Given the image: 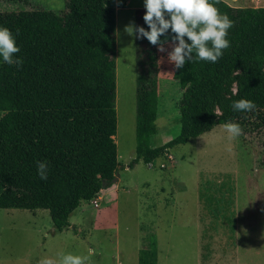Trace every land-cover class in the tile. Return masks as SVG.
<instances>
[{
	"label": "trees",
	"instance_id": "1",
	"mask_svg": "<svg viewBox=\"0 0 264 264\" xmlns=\"http://www.w3.org/2000/svg\"><path fill=\"white\" fill-rule=\"evenodd\" d=\"M210 2L232 21L229 47L214 63L192 59L174 68L180 130L159 146L150 144L156 130V45L135 39L136 146L127 167L139 159L149 163L217 124L234 122L251 130L264 126V6ZM115 10L114 0H65L62 10L32 8L11 16L19 47L13 55L22 63L12 64L13 104L0 116V208L46 209L54 228L61 230L81 201L98 194L102 183H112L119 167ZM144 11L136 10L135 25L147 29ZM232 78L235 91L225 98ZM241 98L251 100L255 109L234 111L232 102ZM37 161L47 162L45 180L37 175ZM206 201L213 221L225 218L233 232L232 195H209ZM156 259L153 248L137 252V264H156Z\"/></svg>",
	"mask_w": 264,
	"mask_h": 264
},
{
	"label": "rangeland",
	"instance_id": "2",
	"mask_svg": "<svg viewBox=\"0 0 264 264\" xmlns=\"http://www.w3.org/2000/svg\"><path fill=\"white\" fill-rule=\"evenodd\" d=\"M232 6H264V0H224ZM116 144L119 167L108 192L81 201L58 230L46 209L0 208V264H29L48 258L59 264L64 253L82 264H137L142 242L156 251V264H264V126L240 127L230 138L225 124L174 145L149 163L135 155V25L142 0H114ZM62 10L65 0H0V26L11 32V16L19 10ZM172 42L155 48L156 117L151 146H159L180 130V87L167 60ZM238 72H234L233 77ZM12 65L0 62V116L10 110ZM225 98L236 82L226 83ZM216 114L220 111L215 109ZM102 188V189H105ZM230 193L235 229L225 218L213 221L209 195ZM100 196V198H99ZM148 240V241H147ZM144 244V245H145Z\"/></svg>",
	"mask_w": 264,
	"mask_h": 264
},
{
	"label": "clouds",
	"instance_id": "3",
	"mask_svg": "<svg viewBox=\"0 0 264 264\" xmlns=\"http://www.w3.org/2000/svg\"><path fill=\"white\" fill-rule=\"evenodd\" d=\"M142 3L145 9L142 20L147 29L128 24L124 26V32L129 36L135 33V39L146 38L161 52L165 50V40L170 38L172 46L166 55L175 69L182 68L186 60L192 59L214 63L222 55V50L229 47L226 36L232 21L219 13L210 0H142ZM166 32L169 37L162 39ZM18 51L13 34L7 27L0 26V62L20 66L21 58L13 55ZM231 106L234 111L255 109V104L244 98L233 101ZM224 127L230 138L241 133L237 123L226 122ZM36 171L41 180L47 179V162L37 161ZM38 264H52V261L42 258ZM59 264H82V257L64 253Z\"/></svg>",
	"mask_w": 264,
	"mask_h": 264
},
{
	"label": "crops",
	"instance_id": "4",
	"mask_svg": "<svg viewBox=\"0 0 264 264\" xmlns=\"http://www.w3.org/2000/svg\"><path fill=\"white\" fill-rule=\"evenodd\" d=\"M254 7H256V6H254ZM109 191V188H105V189H101V191L100 192H108ZM99 198H100V196H99ZM148 241V240H147ZM145 244V242H142L141 243V246H139V248H138V250L139 249H141V248H153V247H149V246H147L146 244ZM154 249V248H153ZM138 250H137V252H138ZM155 250V249H154ZM41 259H35V264H38V262L40 261ZM29 262V264H33L34 262L31 260V261H28ZM28 264V263H27ZM199 264H201V262L199 261Z\"/></svg>",
	"mask_w": 264,
	"mask_h": 264
},
{
	"label": "water",
	"instance_id": "5",
	"mask_svg": "<svg viewBox=\"0 0 264 264\" xmlns=\"http://www.w3.org/2000/svg\"><path fill=\"white\" fill-rule=\"evenodd\" d=\"M116 180V176L112 178V183ZM107 187L105 183H102V188Z\"/></svg>",
	"mask_w": 264,
	"mask_h": 264
},
{
	"label": "built area",
	"instance_id": "6",
	"mask_svg": "<svg viewBox=\"0 0 264 264\" xmlns=\"http://www.w3.org/2000/svg\"><path fill=\"white\" fill-rule=\"evenodd\" d=\"M96 200L97 199H92L91 202L96 205L97 204V201Z\"/></svg>",
	"mask_w": 264,
	"mask_h": 264
}]
</instances>
